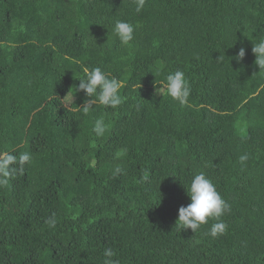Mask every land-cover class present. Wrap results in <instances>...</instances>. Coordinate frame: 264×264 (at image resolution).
Listing matches in <instances>:
<instances>
[{
  "label": "trees",
  "instance_id": "16d2710c",
  "mask_svg": "<svg viewBox=\"0 0 264 264\" xmlns=\"http://www.w3.org/2000/svg\"><path fill=\"white\" fill-rule=\"evenodd\" d=\"M117 20L136 26L128 46ZM261 39L264 0H146L139 13L136 0H0V151L32 155L0 188V264H103L108 248L119 264H264ZM73 61L120 80L125 102L78 109L90 98L70 99ZM177 70L185 106L164 91ZM200 172L230 205L215 238V219L176 223Z\"/></svg>",
  "mask_w": 264,
  "mask_h": 264
},
{
  "label": "clouds",
  "instance_id": "9594fccd",
  "mask_svg": "<svg viewBox=\"0 0 264 264\" xmlns=\"http://www.w3.org/2000/svg\"><path fill=\"white\" fill-rule=\"evenodd\" d=\"M145 2L146 0H136V11L138 13L143 9ZM113 30L121 45L128 46L134 40L136 26L126 21L117 20ZM252 53L255 56V65L258 66L259 70L264 69V39L252 44ZM244 56L245 50L241 48L237 57L238 59H243ZM73 62L80 65L83 75L80 79H77L79 81L78 87L71 89L70 99L73 103L75 92L80 91L90 98L83 107H77L78 109H82L87 114L96 103L105 106V108L117 109L125 102V97L121 94L123 83L112 77L111 73L103 71L100 67L89 68L79 61ZM164 91L172 100L181 106H185L191 94V85L185 73L177 70L167 75ZM93 97L96 99H93ZM109 128L110 125L106 123L105 119L98 118L94 121L92 132L96 137H102ZM127 151L126 148L118 150L117 158L125 156ZM248 158V155L244 154L239 157V160L243 163ZM31 159L32 155L30 152L14 155L9 151H0V188L7 187L14 174L22 172L24 166ZM121 172L122 169L117 166L115 174H120ZM186 195L190 203L186 207L182 206L179 208L176 222L181 225L182 229H190L195 233L201 226L207 224L210 219H215L217 222L212 224L209 234L215 238L227 231V223L220 218L230 211V205L221 197L213 182L203 172L193 176ZM46 223L50 227H55L56 221L55 219H50ZM114 256L115 252L111 248L106 249L104 252L106 259L103 264H119L118 260L113 259Z\"/></svg>",
  "mask_w": 264,
  "mask_h": 264
}]
</instances>
